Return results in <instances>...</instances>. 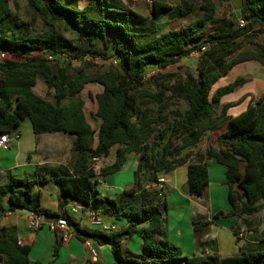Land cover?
I'll use <instances>...</instances> for the list:
<instances>
[{
	"label": "trees",
	"instance_id": "obj_1",
	"mask_svg": "<svg viewBox=\"0 0 264 264\" xmlns=\"http://www.w3.org/2000/svg\"><path fill=\"white\" fill-rule=\"evenodd\" d=\"M26 1L35 11L28 34L19 37L15 32L9 36L0 33V53L6 54L0 61V135L16 133L27 120L34 135L74 136L77 156L70 172L10 176L0 185V216L7 200L10 212L27 210L43 219L64 218L76 240L108 246L120 264H264V249L230 257L183 255L166 239L164 193L159 200L158 191L145 189L147 183L155 184L159 176L185 166L187 193L200 199L208 187V161H213L224 168L231 207V212H218L215 217L250 218L264 214V94L231 116L229 109L242 99L225 104L222 99L234 93L242 81L235 79L214 89L240 64L255 62L264 68V46L256 45V51L242 50L243 42L255 30L264 33V0H235L243 27L237 24L229 32L215 31L205 38L204 27L215 17L213 0H191L201 3L200 17L183 28L159 33L132 24L131 13L108 0H71L74 4L84 3L81 8L65 5L61 0ZM183 1L186 11L191 12L193 5ZM170 10L167 3L151 0L153 17ZM11 16L10 0H0V24ZM58 23H63L61 33L65 32L67 38L57 34ZM97 42L102 50L96 49ZM205 47L220 48L217 57L224 61L211 71L201 66L196 83L187 80L182 84L183 109L165 112L162 105L168 87L160 85L151 91L145 86L146 69L164 70L192 53H201ZM48 54L74 59L86 55L102 60L114 58L120 72H88L82 66L70 74L58 63L53 66L46 58ZM37 78L52 90L49 100L34 92ZM91 83L101 86L100 93L87 94L97 106L90 115L97 123L96 130L84 114L80 97ZM147 99L157 105L155 116L147 117L141 112L140 102ZM210 133L216 148L199 147ZM114 147L115 160L111 165H91L92 158L104 159ZM131 154L139 163L133 185L123 189L117 199L101 197L96 189L98 182L121 171ZM47 183L58 187L63 200L56 213L41 209L39 193L35 192L37 186ZM68 202L97 210L107 205L105 214L124 219L126 227L109 233L81 229L64 209ZM137 234L141 253L125 252V242ZM62 244L54 233V257ZM31 248L32 242L19 239L15 226L0 225V264H51L32 261Z\"/></svg>",
	"mask_w": 264,
	"mask_h": 264
},
{
	"label": "crops",
	"instance_id": "obj_2",
	"mask_svg": "<svg viewBox=\"0 0 264 264\" xmlns=\"http://www.w3.org/2000/svg\"><path fill=\"white\" fill-rule=\"evenodd\" d=\"M119 1L121 3L119 8L126 10L128 7L126 2ZM187 2L191 3V0H187ZM0 54L2 57L0 61H2L6 58V54ZM38 80L43 84V81L37 78L34 92L43 99H46V96L49 97L46 99L49 100L53 94L52 90L41 84L38 88ZM100 92L101 89L95 94ZM263 94L264 81L253 79L248 93L241 98L242 102L230 108L228 113L231 116L238 115L245 110L250 101L260 98ZM226 97L222 99V104L229 103L224 102ZM19 128L21 129L17 131L19 137H10L9 143L0 148V185L6 183L10 176L22 178L71 171L77 156L74 151V136L60 133L34 135L29 122L25 121L20 124ZM212 146L216 148L214 139ZM115 150L116 147L110 151L109 156L102 160L100 164L102 167L109 166L114 162ZM68 151H72L71 153L74 154V158L71 160H66ZM138 166L137 157L133 154L128 155L121 171L98 182L96 187L100 196L112 200L117 199L123 189H129L133 185L134 174L138 170ZM207 168L208 187L200 199L190 197L187 193L185 166L177 167L163 175L165 178L164 201L167 202V205L165 204L167 241L180 248L183 255L187 256L205 254L230 257L241 252H255L264 249V214L250 218L215 217L218 212L223 214L231 212V207L227 202L224 168L213 161H208ZM151 188H154L153 184L145 185V189ZM35 192L39 193L38 202L41 209L51 213L57 212L58 204L63 202L57 186L52 183L39 185L35 188ZM70 205L71 202H68L64 209L67 211ZM102 207L98 210L85 207L82 213L71 218L81 229L102 232L99 228L96 229L88 218L89 212L95 211L105 225L113 228L112 232L126 227L124 219H117L113 215L105 214L103 209L107 208V205ZM3 208L0 225L15 226L21 241L32 242L29 254L32 261L51 264H120L113 259L108 246L95 244L98 259L91 261L84 243L73 237L71 228L69 239L61 245L58 256L53 257L54 233L49 227L53 220L44 219L43 226L37 231H32L28 225L31 212L27 210L10 212L7 200L4 201ZM203 222H207V224L203 225ZM234 229H236V233L233 232ZM134 237L139 241L138 246L141 249L139 234ZM134 239H132L133 243Z\"/></svg>",
	"mask_w": 264,
	"mask_h": 264
},
{
	"label": "rangeland",
	"instance_id": "obj_3",
	"mask_svg": "<svg viewBox=\"0 0 264 264\" xmlns=\"http://www.w3.org/2000/svg\"><path fill=\"white\" fill-rule=\"evenodd\" d=\"M61 1L65 5H71L78 8L84 6V3L82 2L74 4L71 0ZM124 1L128 6L124 11H129L131 13L132 16L130 17V22L132 24L138 27H146V29H150L158 33L167 30H177L179 28L187 26L195 19L200 17L202 13V11L200 10L201 4L198 1H191L193 10L191 12H188L186 11L183 0H159L161 2L167 3V5L171 7V10L168 13L155 18L152 16L150 4L140 1L135 2L133 0ZM108 2H112L117 7H121V3L119 0H108ZM213 2L216 7L215 17L212 21H209L205 25L204 38L208 34L215 31L223 33L231 31L234 27L237 26L238 20L240 19L239 4L237 1L213 0ZM10 9L12 12V16L8 20L0 24V33L9 36L10 33L15 32L19 37L25 36L30 31L29 28L35 18V11L28 5L26 0H10ZM62 26L63 23H58L57 34L62 38H67V34L65 32L61 33ZM256 45L264 46V33L257 32V30H255L250 38L245 39V41L243 42L242 50L256 51ZM96 49L102 50V45L100 42H97ZM220 52L221 49L218 47H205L204 49H202L201 53H192L189 57L182 59L178 63L169 66L164 70H157L155 67H149L146 69L144 74L146 81L145 86L149 87L151 91H154L158 89L160 85H166L168 87V90L164 97V104L162 105L163 110L165 112L171 109H173L174 111L181 110L184 107L182 84L187 80H191L193 83H196L198 79V70L201 66L205 67L207 71H211L217 68V66L224 61L222 57V59L217 57L218 53ZM85 57L83 59H74L69 57L61 58L59 56L53 55L54 60L50 62L53 66L58 63L63 67L64 71L67 70L70 74L82 66L87 68L88 72H120L119 66H113L111 63V60H113L114 58L102 60L98 57L92 58L90 55H86ZM0 59H2L1 54ZM235 79H240L242 81V84L236 88L237 90L234 93L228 95L224 102H235L240 100L242 97H245L244 95L248 93V89L253 79L264 81V68H262L255 62L240 64L234 67L229 72L227 77L221 79L214 86V89L226 85L234 81ZM39 84H41L40 80H38V88ZM41 85L45 87L44 83ZM99 89H101V87L97 84H87L80 94L81 99L84 101L85 115L87 117V120L91 122V126L94 130H96L97 128V123L91 119L90 115H92L96 111L97 106L95 101H91L88 99L87 94L91 93L95 95V93L98 92ZM45 98L48 99L49 97L46 96ZM140 106L142 114L147 117L155 116L158 110L157 105L148 99L141 100ZM25 122L28 123L27 120H25ZM168 127L169 124L166 123L164 127L165 132L168 131ZM212 144L213 136L210 133L202 139L201 143L198 146L203 147L204 145ZM71 152L72 151H68V157L66 160H71L74 158V154H72ZM154 190H156V188H154ZM157 193L159 194V192ZM156 197L159 200L161 199V196L156 195ZM165 204L167 205V202ZM69 216L72 217L75 215L69 214ZM94 227L96 229L98 228L97 226ZM134 238L135 237H133L132 239ZM132 239L125 242V245L123 246L124 251H129L132 255L140 254L141 249L138 246L139 241L137 239H134L135 242L133 243Z\"/></svg>",
	"mask_w": 264,
	"mask_h": 264
},
{
	"label": "built area",
	"instance_id": "obj_4",
	"mask_svg": "<svg viewBox=\"0 0 264 264\" xmlns=\"http://www.w3.org/2000/svg\"><path fill=\"white\" fill-rule=\"evenodd\" d=\"M135 2H145L147 4L151 5V0H133ZM244 22L239 19L238 20V27H243ZM85 57V56H84ZM82 57V59L84 58ZM47 60L48 61H53V55L48 54L47 55ZM87 58V57H85ZM89 59V58H88ZM87 60V59H86ZM88 61V60H87ZM111 63L113 66H117V63L114 60H111ZM15 137L18 138V134L17 132L12 134V135H0V148L7 145V143H9L10 141V137ZM103 159L101 158H92L91 159V165H94L95 167H99L101 162ZM164 184H165V178L164 176H159L156 183L153 184L154 188H156V190H158L159 192V196L162 197V194L164 193ZM84 207L80 204H78L77 202H72L71 205L69 206V208L67 209V213L71 214V215H78L80 213L83 212ZM9 214V213H8ZM88 218L90 220V223L94 226H97L102 232L105 233H109L113 231V228L110 227L109 225H105L101 219L99 218V216L97 215V213L95 211H90ZM44 223V219L43 217L31 212L30 214V220H29V227L32 231H37L38 229H40L43 226ZM50 229L53 231V233H56L62 242H67V240L70 237V227L67 224V221L64 218H58L56 220H53L50 224H49ZM84 247L87 251V254L90 258L91 261H97L98 259V253L97 250L94 246V244L90 241H85L84 242Z\"/></svg>",
	"mask_w": 264,
	"mask_h": 264
}]
</instances>
